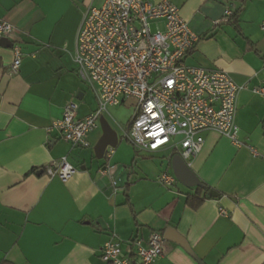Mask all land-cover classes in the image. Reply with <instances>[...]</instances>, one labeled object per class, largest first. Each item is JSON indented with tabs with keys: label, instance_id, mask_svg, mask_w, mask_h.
Masks as SVG:
<instances>
[{
	"label": "crops",
	"instance_id": "crops-1",
	"mask_svg": "<svg viewBox=\"0 0 264 264\" xmlns=\"http://www.w3.org/2000/svg\"><path fill=\"white\" fill-rule=\"evenodd\" d=\"M168 1L199 37L185 63L223 69L243 86L237 142L205 131L190 161L209 187L195 208L186 200L197 186L157 180L162 172L173 174L171 147L138 151L110 125L118 142L98 159L99 121L86 147L48 130L68 101L77 104L79 118L97 106L77 74L74 48L85 11L103 0H0V19L12 26L7 39L23 53L11 75V46L0 42V264H106L99 257L105 241H118L126 252L130 239L168 227L196 258L165 239L154 264H264V98L252 91L264 87V0ZM226 9L238 10L239 31L231 16L224 18ZM151 24L163 28L162 20ZM62 157L73 172L49 176L46 167ZM106 164L116 185L99 171Z\"/></svg>",
	"mask_w": 264,
	"mask_h": 264
},
{
	"label": "built area",
	"instance_id": "built-area-1",
	"mask_svg": "<svg viewBox=\"0 0 264 264\" xmlns=\"http://www.w3.org/2000/svg\"><path fill=\"white\" fill-rule=\"evenodd\" d=\"M232 15L224 11V18ZM163 21V28L151 30V22ZM264 32V20L260 24ZM12 26L0 19V39L8 38ZM199 37L181 18L168 0H103L89 6L79 26L74 62L80 79L93 91L97 106L79 118L77 104L68 101L62 116L52 122L60 138L72 146L89 145L88 135L98 126L108 107L135 100L133 113L122 136L136 150L154 153L171 147L189 166L203 144L208 130L237 142L236 99L243 86L237 85L223 69L188 65L185 57ZM13 59L8 73L17 74L23 53L11 43ZM252 91L264 98V87ZM112 148L104 151L109 157ZM113 185L112 166L100 170ZM49 176L66 178L73 167L62 157L46 167ZM157 180L172 185L173 174L162 172ZM165 238L152 232L143 240L127 242L124 252L118 241L109 239L100 247L99 257L106 264H154L163 252Z\"/></svg>",
	"mask_w": 264,
	"mask_h": 264
},
{
	"label": "water",
	"instance_id": "water-1",
	"mask_svg": "<svg viewBox=\"0 0 264 264\" xmlns=\"http://www.w3.org/2000/svg\"><path fill=\"white\" fill-rule=\"evenodd\" d=\"M0 42L11 46V42L7 38H1ZM99 124L102 130V134L93 147L94 155L98 159L103 157L104 151L107 147L113 148L118 142L117 133L103 116L100 117ZM171 166L176 180L181 182L183 185L188 187L201 185L193 171L178 154H174L172 156ZM208 194L215 195L211 190ZM163 237L167 240L179 243L188 253L195 257L185 239L177 232H175L173 228H166Z\"/></svg>",
	"mask_w": 264,
	"mask_h": 264
},
{
	"label": "rangeland",
	"instance_id": "rangeland-1",
	"mask_svg": "<svg viewBox=\"0 0 264 264\" xmlns=\"http://www.w3.org/2000/svg\"><path fill=\"white\" fill-rule=\"evenodd\" d=\"M151 30L152 31L155 30V27L153 24H151ZM133 105H135V100L129 99L118 106L108 107V113L105 114V118L114 129H117L119 133L126 126V123L130 119V116L132 115L133 110H134L132 107ZM99 129L101 128L99 127ZM119 139L129 144V142L125 140L122 135ZM89 149L91 151L92 147H89Z\"/></svg>",
	"mask_w": 264,
	"mask_h": 264
},
{
	"label": "trees",
	"instance_id": "trees-1",
	"mask_svg": "<svg viewBox=\"0 0 264 264\" xmlns=\"http://www.w3.org/2000/svg\"><path fill=\"white\" fill-rule=\"evenodd\" d=\"M237 16H238V10L233 13L231 15V20H232V23L235 25V28L237 31H239V26H238V23H237ZM209 189V187L207 185H205L204 183H201V185L197 186V189H196V195L195 196H188L187 197V203H189L193 208H195L200 202H201V199L199 196V194L204 191L207 192Z\"/></svg>",
	"mask_w": 264,
	"mask_h": 264
}]
</instances>
